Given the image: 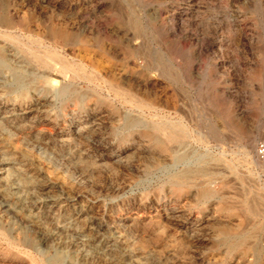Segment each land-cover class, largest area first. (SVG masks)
I'll return each instance as SVG.
<instances>
[{"label": "rangeland", "instance_id": "obj_1", "mask_svg": "<svg viewBox=\"0 0 264 264\" xmlns=\"http://www.w3.org/2000/svg\"><path fill=\"white\" fill-rule=\"evenodd\" d=\"M260 139L264 0H0V264H264Z\"/></svg>", "mask_w": 264, "mask_h": 264}, {"label": "built area", "instance_id": "obj_2", "mask_svg": "<svg viewBox=\"0 0 264 264\" xmlns=\"http://www.w3.org/2000/svg\"><path fill=\"white\" fill-rule=\"evenodd\" d=\"M255 156L258 160L264 162V139H260L255 148Z\"/></svg>", "mask_w": 264, "mask_h": 264}, {"label": "bare ground", "instance_id": "obj_3", "mask_svg": "<svg viewBox=\"0 0 264 264\" xmlns=\"http://www.w3.org/2000/svg\"><path fill=\"white\" fill-rule=\"evenodd\" d=\"M46 65V64H45ZM48 66V65H47ZM181 130H178L176 127H171L167 129V137L169 139L175 138L176 136L180 135Z\"/></svg>", "mask_w": 264, "mask_h": 264}]
</instances>
